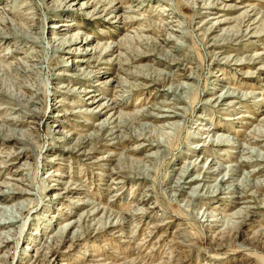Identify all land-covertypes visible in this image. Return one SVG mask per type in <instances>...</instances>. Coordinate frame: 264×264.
Wrapping results in <instances>:
<instances>
[{
  "label": "rangeland",
  "instance_id": "374dc122",
  "mask_svg": "<svg viewBox=\"0 0 264 264\" xmlns=\"http://www.w3.org/2000/svg\"><path fill=\"white\" fill-rule=\"evenodd\" d=\"M121 2L0 0V264H264V0Z\"/></svg>",
  "mask_w": 264,
  "mask_h": 264
},
{
  "label": "bare ground",
  "instance_id": "6f19581e",
  "mask_svg": "<svg viewBox=\"0 0 264 264\" xmlns=\"http://www.w3.org/2000/svg\"><path fill=\"white\" fill-rule=\"evenodd\" d=\"M122 0H119V3L121 2ZM200 1V0H199ZM203 2V1H202ZM122 3V2H121ZM205 3V2H204ZM193 4H194V2H193ZM207 4V3H206ZM195 5V4H194ZM201 5V4H200ZM203 6V5H202ZM118 7V6H117ZM208 8V6H206L205 7V9H207ZM209 10V9H208ZM244 15L245 16H249V14L248 13H244ZM252 15V14H251ZM120 20H121V18L123 19L124 18V16L123 15H120ZM242 19V18H241ZM242 22V21H241ZM246 23V22H245ZM241 26V25H240ZM250 26V25H249ZM245 27V26H244ZM247 29H248V25H247ZM246 29V30H247ZM29 34V33H28ZM26 35V34H25ZM170 35V34H169ZM245 36V35H244ZM57 39H55V41H56ZM54 42V41H53ZM59 47H58V49L61 51V54H62V56L64 57V58H66V56L68 57V58H70L72 55H73V51H72V49L73 48H75V47H79L80 49L81 48H85V47H87V46H89L90 44H89V41H87V40H83V39H81L80 41L78 40V39H71V40H65V41H60L59 43ZM52 45V44H51ZM48 46H49V44H48ZM74 50V49H73ZM75 52V51H74ZM80 62V61H79ZM89 62V61H88ZM91 64H92V62H91ZM100 63L97 65V66H94L92 69H97L98 70V68L100 67ZM80 65L79 64H77L76 65V68H78ZM83 66V65H82ZM74 67V66H73ZM86 68V67H85ZM90 69V68H89ZM100 70H99V72H103L102 71V67L101 68H99ZM61 70H64V71H67V72H70V71H72V68L70 67H66V68H64V69H61ZM63 71V72H64ZM75 72V71H74ZM89 72V71H88ZM128 75H130V76H133L132 77V80H133V78L134 77H136V76H134L133 74H131L130 72H126ZM80 75V74H79ZM89 75V74H88ZM127 78V77H126ZM147 77L145 76H143V79L145 80ZM135 80H137L136 78H134ZM90 80V79H89ZM144 83L146 82V81H143ZM162 83V82H161ZM46 85L48 86L49 85V81L47 80V82H46ZM116 86H117V88L119 87L122 91L125 89V86L124 85H121V84H116ZM220 97H222V100H239V99H241L240 97H239V95H237L236 93H234V92H232V91H228V92H226L223 96L221 95ZM91 98H93L92 100H91V102H88V103H90V104H97V106H102V105H105V106H103V107H101L102 109H104L105 111L104 112H106V111H108L109 109L110 110H112L111 108H110V106L113 104V103H109V101L107 100V97L104 99V101H99V99H95L94 98V96H91ZM108 101V102H107ZM174 103V102H173ZM116 105V104H115ZM159 106H156V105H153V106H151V109H147V110H142V111H140V112H137V113H135V115L136 116H139V118H143V119H145V118H149L150 116H153V115H157V116H159V117H161V118H164V119H166L167 121L162 125V129L163 130H170V128H172L173 126H177V127H179L180 126V122L178 121V120H176L177 118H179L180 117V114H179V112L178 111H170V110H164L163 111V107H164V105H163V107H162V105H160V104H158ZM166 106V105H165ZM85 108H87V105H85L84 106ZM167 107V106H166ZM84 108V109H85ZM112 108H114V106H112ZM170 108V107H169ZM117 109H119V107L117 108ZM154 109H156L155 111H154ZM166 109V108H165ZM175 110V109H174ZM113 111H114V109H113ZM171 112V114L170 115H168V114H166V113H164V112ZM81 112V111H80ZM155 112V113H154ZM74 113V112H73ZM78 113V112H77ZM118 113H121V112H118ZM73 115V114H72ZM142 126H146L147 124L146 123H142L141 124ZM148 126V125H147ZM170 127V128H169ZM99 129H103L104 131H107L108 129H109V127H108V123L106 122V124H104V123H100L99 124V127H98ZM113 128V127H112ZM119 128H121V127H119ZM207 130L205 131L206 133H207V135L209 136L210 134H211V130L209 129V127L208 128H206ZM214 131V130H213ZM206 135V136H207ZM118 136H119V134H118ZM232 138V137H231ZM89 139V138H88ZM139 139V138H138ZM92 141V140H91ZM141 141H144V140H142L141 139ZM228 141V138L227 139H225L223 136L220 138V140H217V146H220L221 144H224L225 142H227ZM84 142H86V141H84ZM83 142V143H84ZM197 142H199L198 140H197ZM203 142V141H202ZM215 142V141H214ZM156 146V145H155ZM82 148H85L86 146H81ZM91 149V148H90ZM245 150V149H244ZM86 151V150H85ZM75 152V151H74ZM93 153V152H92ZM88 154V153H87ZM98 154V153H97ZM11 156H13V155H11ZM6 157H8L9 158V154H6ZM248 157V156H247ZM88 158V157H87ZM91 158V157H90ZM12 157H10L8 160H11L12 161ZM87 160V159H86ZM215 160V159H214ZM216 161V160H215ZM243 161H248V159H244ZM0 162H4L5 163V161H1L0 160ZM197 159H195V161H191L190 162V165L188 166V169H186L185 171H183L181 174H180V177H179V180L180 181H182V182H184V180H186L188 177H190V175H189V173H188V171H190V173H191V171L193 170V169H195L198 165H197ZM211 162H213V164L214 163H216V162H214V161H211ZM248 163V162H247ZM219 164H220V162H219ZM245 165V164H244ZM213 166V165H212ZM190 169V170H189ZM253 169V168H252ZM238 170H240L238 167H236V165H234V164H232V165H230L228 168H227V173L223 176V177H221V179H220V182L222 181V182H224V181H226L228 178L230 179V178H232L234 175H235V173L238 171ZM253 171H255V169L253 170ZM257 173V172H256ZM259 174V173H258ZM208 175V174H207ZM260 176V175H259ZM263 176V175H262ZM251 177V176H250ZM246 178V177H245ZM195 179H199L198 177H196V178H193V179H189L188 181H191L190 183H192V182H195L196 180ZM14 181V180H13ZM200 182V181H199ZM255 182V181H254ZM239 184H238V186L237 187H233V188H231L230 189V193H232V194H237V192L239 191ZM199 187H200V184L198 183V186H196V190L195 191H193V193H197V192H200L201 190H199ZM215 187H219L218 185H215ZM253 187V186H252ZM7 188V187H6ZM261 189V188H260ZM29 190V189H28ZM242 191V190H241ZM244 191V190H243ZM214 192V191H213ZM240 192V191H239ZM242 193V192H241ZM244 193V192H243ZM27 194H29V192L26 190V189H22V188H20V190H18V196H21V195H27ZM30 195V194H29ZM28 195V196H29ZM247 196V195H246ZM245 196V197H246ZM244 197V198H245ZM10 198H12V197H10ZM20 199V198H19ZM22 199V198H21ZM239 199L241 200V196L239 197ZM238 199V200H239ZM246 199V198H245ZM3 200L5 201V198L4 197H2V198H0V202L1 203H3ZM10 200V199H9ZM245 203H246V206L245 207H247V209H248V207H249V205H247L248 204V202H246V201H244ZM244 204V203H243ZM23 202H18V203H15V204H12V205H10V206H4V205H2V206H0V249H2V248H5L7 245H8V243H9V241H12V239H13V230H12V228H11V226H12V224L14 223V222H17L18 220H19V217H20V214H21V210L23 209ZM240 207V206H239ZM85 208V207H84ZM242 214V212L241 211H239L238 213H237V215H241ZM249 215L250 214H248V213H246L245 215H244V217H246L245 219H247L248 217H249ZM110 217V216H109ZM242 217V216H241ZM17 218V219H16ZM113 219V218H112ZM111 219V220H112ZM20 221H21V219H20ZM244 221V220H243ZM242 221V222H243ZM240 222V221H239ZM23 226H25V225H27V223H28V220H24L23 222ZM21 223V224H22ZM244 224V223H243ZM67 226V225H66ZM66 226H64V227H62L60 230H64L65 228H66ZM22 227V226H21ZM238 230V229H237ZM29 241V240H28ZM26 250V249H25ZM54 253V252H53ZM5 254V253H4ZM0 258H3V256H0ZM2 263V262H1ZM169 263V262H168ZM131 264H134V262H131Z\"/></svg>",
  "mask_w": 264,
  "mask_h": 264
}]
</instances>
